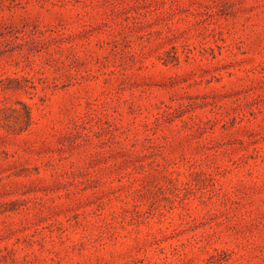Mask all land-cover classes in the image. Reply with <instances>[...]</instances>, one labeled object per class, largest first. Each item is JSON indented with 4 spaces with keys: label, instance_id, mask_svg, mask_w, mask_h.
I'll use <instances>...</instances> for the list:
<instances>
[{
    "label": "rangeland",
    "instance_id": "374dc122",
    "mask_svg": "<svg viewBox=\"0 0 264 264\" xmlns=\"http://www.w3.org/2000/svg\"><path fill=\"white\" fill-rule=\"evenodd\" d=\"M0 264H264V0H0Z\"/></svg>",
    "mask_w": 264,
    "mask_h": 264
},
{
    "label": "trees",
    "instance_id": "16d2710c",
    "mask_svg": "<svg viewBox=\"0 0 264 264\" xmlns=\"http://www.w3.org/2000/svg\"><path fill=\"white\" fill-rule=\"evenodd\" d=\"M23 107L25 108V112H26V115H27V119H29V110L27 108L26 105H23Z\"/></svg>",
    "mask_w": 264,
    "mask_h": 264
}]
</instances>
